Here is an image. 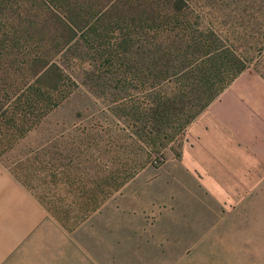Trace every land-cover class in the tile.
<instances>
[{
    "label": "rangeland",
    "instance_id": "374dc122",
    "mask_svg": "<svg viewBox=\"0 0 264 264\" xmlns=\"http://www.w3.org/2000/svg\"><path fill=\"white\" fill-rule=\"evenodd\" d=\"M42 58L55 80L37 77ZM0 69V179L47 210L59 251L69 239L86 264H264V173L236 206L180 184L198 117L241 76L264 88V0H0ZM163 198L178 207L161 208L175 215L159 231ZM5 234L1 264H33V241L4 254Z\"/></svg>",
    "mask_w": 264,
    "mask_h": 264
},
{
    "label": "crops",
    "instance_id": "0c3cea01",
    "mask_svg": "<svg viewBox=\"0 0 264 264\" xmlns=\"http://www.w3.org/2000/svg\"><path fill=\"white\" fill-rule=\"evenodd\" d=\"M254 79L241 76L218 101L209 105L198 117L189 143L183 149L182 165L187 175L181 177V188L188 184L208 193L209 200L219 208L231 202L238 205L244 198L246 185L259 183L264 173V88ZM163 199L157 213L159 231L165 224V214L175 215L167 209L160 211L161 208L178 207V203ZM189 203L196 209L205 207L196 201L189 200ZM184 204L182 199L179 207ZM48 216L47 210L22 187L8 177L0 179V232H6L5 238L10 243L4 254L13 245L23 249L33 241V264H86L84 250V256L79 251L70 256L67 248L85 247L84 241L63 240L66 245L61 244L60 251L54 246V225ZM173 221L169 219L168 224L176 223ZM99 235L93 229V247L87 246V249L101 247L100 240L96 239ZM99 254L94 253L88 259L94 261Z\"/></svg>",
    "mask_w": 264,
    "mask_h": 264
},
{
    "label": "trees",
    "instance_id": "16d2710c",
    "mask_svg": "<svg viewBox=\"0 0 264 264\" xmlns=\"http://www.w3.org/2000/svg\"><path fill=\"white\" fill-rule=\"evenodd\" d=\"M39 62H40V65H39L38 69L36 70L37 77H39V78L44 77V76L46 77V74L50 73L49 78L52 79V80L53 79L55 80V78L59 76L60 70H59L58 66L55 65L54 63L50 62L49 59H47V58L43 59L42 58V59H40ZM27 69H30V68H27ZM18 71L19 70L12 71L11 75L15 76L14 74L18 73ZM8 74L9 73H7V71H3V70L0 69V92L7 90L6 85L2 84V81L7 78ZM41 86L37 87V90H41V88H42V90H43L42 93H47V91L50 89L49 85H41ZM2 93H0V109L3 108L4 114L2 116L6 117V114L9 112L8 110L10 108H7V105L5 103L6 101H4V99H3L2 95H1ZM22 94L24 95V93H22ZM37 94L39 95V93H37ZM16 110H18L19 115L21 116V118H26V117H28L29 113L33 112V108L30 107L28 109V106H26V105H24L22 107H19ZM11 112L13 113L14 111L12 110ZM30 116H32V115H30ZM22 124H24V123H21L20 125H18L17 127H14V128L20 129L22 131V133H23V125Z\"/></svg>",
    "mask_w": 264,
    "mask_h": 264
}]
</instances>
